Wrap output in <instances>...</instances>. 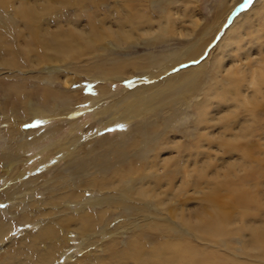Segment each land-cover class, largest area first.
I'll return each mask as SVG.
<instances>
[{
	"label": "bare ground",
	"instance_id": "6f19581e",
	"mask_svg": "<svg viewBox=\"0 0 264 264\" xmlns=\"http://www.w3.org/2000/svg\"><path fill=\"white\" fill-rule=\"evenodd\" d=\"M86 1L88 0H16V2L0 0L2 8L7 9L11 6L14 12L13 16L9 17L0 15V67L10 70L21 69V58L27 61L31 68L42 65L40 68L44 71V76H34V79H37V86L31 90V95L36 96L39 101V105H33L34 107L31 104L32 97L25 95L28 90L23 80L11 82L0 79L1 91L5 98L0 104L3 113L10 115L14 113L15 108H20L25 116L48 117L46 122L57 116L66 117L73 107L77 106L73 102L74 95L66 88V84L71 81L65 78L61 82L62 87L57 88L55 80L58 77L55 76L53 69L59 70L56 66L63 65L61 63L66 59L75 60L91 56L97 49H104L106 47L104 43L117 46L126 44L124 46L127 47L145 38L148 39L147 45L152 46L155 44L153 39L160 35L163 41H168L174 36L183 47L159 55L150 51L140 55H124L126 58L91 65L93 70L97 69L100 72L99 80L102 84L138 72L137 76L131 79L135 85L128 91L125 90L124 94L122 92L123 95L121 93L110 95L112 91H109L107 85H97L89 97V102L94 103L92 117L99 122L100 116L106 114L108 118L105 122L108 124L129 122L141 117V120H136L133 130L141 136L142 141L132 138L130 141L110 143L101 138L97 148L82 152L81 148L76 150V147L78 148L76 142L81 133H75V121L70 122V128L63 139H49V143L44 146L38 144L42 140L41 137L29 136L33 130L23 133L18 128L7 127L9 137L7 150L0 151V163L5 167L2 173L5 174V180L11 178L14 173L18 174L5 184L3 191L5 199L0 198V201L4 199L11 203L9 212L19 207V201L25 198L20 190L21 185L20 188L17 187L25 172L18 170L20 167L17 162L22 159L21 155L25 154L28 146H36L42 150L54 147L53 152L59 154L57 161L66 160L65 165L58 168L49 180L45 179L42 182L55 193V196L50 194L44 203L54 207L41 214V217L47 220L41 223L33 215L30 217L28 212L16 215L20 223L37 219L36 222L41 226L30 241L23 244L29 247V252L27 250L24 253V247H19V255L12 258L11 264H50L52 252L57 248L56 244L67 237L66 229H74L88 242H94L96 240L93 234H96L95 227L98 225L102 228L101 231L106 233L115 232L122 227L134 232L133 240L128 241L125 250L122 251L113 248L115 239L111 238L110 247H107L108 257L105 258L112 264H264V54L260 59L251 60V49L247 48L242 52L240 46L241 42L244 45L249 42L251 46H259L264 42L263 37L260 39V35L252 33L251 30L252 28L256 30L257 25L262 26L260 18L264 0H257L263 7L256 6V2L248 11L242 13L240 15L242 21L240 17L232 21L226 30V39L220 40L223 52L218 53L215 61L209 66H216L218 78L210 75L211 68L204 62L195 66L181 65L175 73L168 71L176 69L178 64L196 59L205 45L213 39L218 25L214 19V23L201 33L204 25L200 26L201 18L195 12L192 0H121L126 14L115 19V27L107 21L97 22L91 18L87 28L74 22L72 24L68 22L70 24L65 27L59 20L54 28L45 23L49 16L56 14L60 6L73 3L83 5ZM178 1L179 3L174 5ZM151 8L160 13L159 18L155 19L153 11H149ZM226 8L223 11L221 9L222 14ZM237 43L239 47L235 48L234 45ZM227 58H230L229 62ZM254 65H257L256 70ZM221 73L224 75H220ZM203 75L210 81L217 79L218 88L213 89L211 85L202 83ZM246 82L254 88L249 94L250 108H247V102L243 97ZM207 89H210L209 95L216 102V109L214 108L216 112L210 116L209 103L194 102L193 117L198 132L193 139V147L174 144L178 153L186 150V155L179 154L176 158L179 160L184 157V160L191 164V168L187 169L189 174L194 173L198 180L203 178L206 181L202 205L195 210L192 208L193 212H189L188 216L182 213L184 209H180L178 213L179 205H172L173 208L170 207L169 210L173 217H170L166 212L169 199L172 198L169 190L158 191L162 189L161 179L151 180L156 177L154 170L158 164L159 152L164 149L161 144L166 141L167 128L181 115L182 107L191 106L187 104L186 93L202 90L205 96V92L208 93ZM106 95L111 96V100L108 105L102 106L100 101ZM221 102L226 104V107L221 108ZM241 108H244L243 116L239 115ZM159 112L161 116H165L166 122L159 123L162 119ZM147 114L148 118H143V115ZM217 125L221 133L216 138L213 129ZM21 134L23 137L17 142L15 139ZM243 140L244 143H241ZM105 143L108 146L104 147ZM206 143L208 150L213 143H217L228 153L237 152L238 159L227 161L222 175L218 174L220 166L209 152L205 153ZM99 147L101 148L98 150ZM66 149L70 150L63 152ZM67 157L71 158L66 159ZM169 161L171 160L161 159L160 163L166 165ZM172 163L178 164L174 161ZM37 178L38 176L28 177L26 182L38 185ZM166 181L167 186L171 187L172 181L169 176L166 177ZM184 181L178 187L181 191L185 185ZM81 187L90 191L96 190L99 195L91 200H84L83 195L79 193ZM28 204L34 206V203ZM64 204L66 207H63ZM73 204L77 205L75 214L69 212V207ZM89 205L97 206V210L94 213L90 212L87 209ZM152 208L160 211L158 214L152 213ZM138 209L143 212L140 222L133 219L135 210ZM108 212L119 214L113 229H110L112 221L106 215ZM9 229V225L0 219V241ZM141 230L144 232H140ZM152 230L164 235V240L156 241L151 235ZM190 230L199 239L215 245L227 244L233 237L240 238L247 250L248 259H238L218 249L207 248L208 246L198 247L186 239L185 232L190 233ZM141 235L147 241L151 243L153 241L151 247L146 248L145 244H142L139 238ZM40 243L48 245L49 250L41 252L38 247ZM5 263L0 260V264Z\"/></svg>",
	"mask_w": 264,
	"mask_h": 264
},
{
	"label": "rangeland",
	"instance_id": "374dc122",
	"mask_svg": "<svg viewBox=\"0 0 264 264\" xmlns=\"http://www.w3.org/2000/svg\"><path fill=\"white\" fill-rule=\"evenodd\" d=\"M13 1L16 2V0H13ZM256 2L257 0H192V4L194 6L195 12L201 18L200 26L204 25L203 29L201 30V33L205 30L207 26H211V24L214 23V19L216 20V24L218 25L215 29L213 39L210 40L205 45L202 52L196 59L190 60L183 64H178L176 66L177 67L176 69L172 68L168 70L169 73L177 72V70H179L178 67L181 65L185 67H187L189 64L190 66H195L197 64L200 65L203 62L205 63L207 67L212 65L213 61H215V56H217L218 53L223 52L222 51L223 47L220 46V43L221 41L226 39V30L228 29L232 21H234L238 17H240V20L242 21L241 19L242 17L240 15L248 11V9ZM178 3L179 1L177 3L175 2L174 5ZM259 4L260 3L258 1L256 3V6L263 7L262 4L261 5ZM13 5L15 6V4ZM174 5L172 6V8L174 7ZM172 8L170 6V9ZM225 8L226 10L222 14L223 9ZM149 11H153V8H151ZM219 11L221 12L215 17V15ZM152 13L155 16V19L159 18V14H160L159 12L157 13V11H153ZM13 14L14 12L11 6H9L7 9H4L0 6L1 16L9 17V16H13ZM123 14H126V9L121 5V0H88L83 5H78V4L73 3L70 5L60 6L56 14L49 16L48 20H46L45 23L51 26L52 28H54L55 25L57 24V20H59L60 23L65 27H67L70 23L72 24V22H74V23H77L79 26L87 28L89 20L91 18L92 20H95L97 22L107 21L108 24L115 27L116 25L115 19L118 16H122ZM107 18H109V20ZM260 20L262 21V26L257 25L258 27H255L256 30H254V28H252L251 30H252V33L259 34L260 39H262V37L264 38V9L262 11ZM0 22H1V18H0ZM162 39H163L162 36L157 35V37L153 39V41H155V44L152 46L147 45L148 39H145V38L140 39L139 43L136 42L134 44H129L127 47H125L126 44H123L122 46L121 45L117 46L115 44L107 45L106 43H104V46L106 45V47H104V49H97L99 51L96 50L94 53L95 55L94 54H92L93 56L91 55L92 57L84 56V57H81L75 60L66 59L65 62L61 63L63 65L58 64V66H56V67H59V70H55L51 68L53 69L55 76L59 78L55 80V83H56L55 85L57 86V88L62 87L61 82H63V79L67 78L69 81H71L70 83L66 84L67 86L66 88H68V91L74 95L73 102H75L74 105H77L74 107H76L77 109L73 107L71 112L68 113L66 117L57 116L55 117V119L53 118L52 120L48 122H46L48 120V117L25 116L23 110L20 108H15L14 113L13 114L11 113L10 115H8V113H3L0 110V151L7 150L6 145L7 143H9L8 142L9 137L6 132L7 127L18 128L22 130L23 133H25L28 130H33L32 134H29V136L36 135L37 138L41 137L42 140L39 141L38 144L40 146H44L47 143H49L50 140L63 139L67 135V132L71 125L70 123L71 121H75V128H74L75 133L76 132H78L79 134L81 133V136L78 139V142H76V145L78 146V148L76 147V150H79V148H81L80 150L82 152H86L85 150H89L92 148H97L98 142H100L101 138H104L103 141H109L110 143H116L122 140L130 141L132 140V138H138L142 141L141 136L139 134H136L135 131L133 130L136 120H139V119L141 120V117L132 119L129 122L121 121L116 124L115 123L108 124L105 122L108 118L107 117L108 114H106V115L100 116V118L98 119L100 120L99 122L94 117H92L93 113L91 112L94 111L95 105L94 103L91 104V102H89L90 101L89 97L93 94L94 88L97 85H104V84L107 85V88L109 89V91H112L110 95H113L114 93L122 94V92L124 94L125 90L128 91L135 85V82H133L131 79L137 76L138 72L137 73L133 72V74H131L130 76L124 75L122 79L119 78L118 80H113V82L108 81V83L103 82L104 84H102L99 80V75H101L100 72L97 69L93 70L91 65L108 63V62H112L118 59H122L123 57L126 58L125 56H129L131 54L140 55L148 51L153 52L155 55H159L163 52L166 53L167 51L171 49H180L181 46L183 47V45H180L178 39H176L174 36H171V39L168 41H163ZM262 42L263 40L261 41V43ZM234 46L235 48L239 47V44L237 43ZM240 46L242 48L241 49L242 52H244V49H247V48L251 49L250 51L251 60L255 58L260 59L262 54H264L263 53L264 52V42L260 44L259 46L258 45L251 46L249 42L246 43V45H244V43L241 42ZM226 48L227 46L225 47L224 51H226ZM102 56H104V58H102ZM229 60L230 58H227L228 62ZM20 63L22 67L21 69H18V70L16 69L10 70V69H6L5 67L4 68L0 67V79L3 78V79H6L5 81L8 80L11 82L23 80L26 83V90H28L26 91L25 95H30L33 98V99L31 98V102H33L31 103L32 106L39 105L38 103L39 101L37 100L36 96L31 95V92L37 86V83H36L37 79L35 80L34 76H38V75L44 76V73H43L44 71L42 70V68H40L42 65L40 66L31 65L32 66L31 68L28 65L29 63L27 61L25 62L21 58H20ZM244 64H246L245 60H244ZM256 66L257 65L253 66L255 70L257 69ZM209 68H211L210 75L216 76L218 78L217 72H216V66H211ZM220 75H224V73H221ZM202 78H203L202 83L204 84L206 83L208 86L211 85L213 89L218 88L217 79L214 78L212 81H210L206 77V75H203ZM137 82L139 83V81ZM1 89L2 88L0 87V104L5 99L3 96L4 94L1 91ZM253 89L254 88L251 86L250 83L248 82L244 83L243 97L245 101L247 102V108L251 107V103L249 102V94L253 92ZM209 93H210V89L208 90V93L205 92V96L202 90H196L192 93L191 92L186 93L187 104L191 106L188 108L185 106L182 107L181 115L178 117L177 121L175 120L170 125V127L167 128L166 137H165L166 141L162 142L161 144V146L164 147V149H161L159 152L160 155L158 159V164L156 165V169L154 168L155 169L154 175H156V177L152 178L151 180L153 181L154 179L155 180L161 179L162 183L160 182L161 183L160 188L162 189L158 191L162 192V191L169 190L168 193L171 194L172 198L169 199V203L166 207V209L168 208L169 212L168 211L166 212L169 214L170 217H173V215L171 214V211L169 210L173 208L172 205H175V204L179 205L178 208L179 207L180 208L178 210V213L180 209L181 210L184 209L182 210L184 211L182 213H185L187 216L190 214L189 212H193V210L198 208L199 205H202L201 202H202V198H203V194H204V190L206 186L205 185L206 181L203 178L198 180V178H196L194 173L189 174L188 170L191 168V164L190 163L188 164L184 160V157H182L183 160L181 158L177 160L176 158L177 156H179V154L180 155L182 154L183 156L186 155L187 152L185 150L181 153H178V149L174 147V144H177V143L186 144L190 148L193 147L192 146L193 139L198 132L197 130L198 128H197V125H195L194 123L193 116L195 115V111L192 105H194L197 101H200V102L206 101L211 106V109L208 111L209 112L208 114L210 116L214 114L216 112V111L214 112V108L216 109V102H214L213 97L209 95ZM120 95H118L117 98H119ZM22 97L23 95H21V98ZM110 100H111V96L107 97L106 95L103 97L100 103L102 106H106L108 105ZM220 104H221L220 105L221 108L226 107V104L222 102ZM212 108H213V111H212ZM43 111L44 113H46L45 110ZM239 111H238L240 113L239 115L243 116L244 108H241ZM47 114L53 115V113L51 112H47ZM158 114H160V112ZM148 116H149L148 114L143 115V118H148ZM159 116L162 117L159 123H162V121L166 122V119H164L165 116H161V114ZM219 130L220 129L218 125L213 129L214 137L217 138V136L221 133V131ZM22 137H23V134L18 136L15 140L18 142V140L22 139ZM15 140L13 139V141ZM241 143H244V140L241 141ZM106 146H108L107 143H105L104 147ZM204 147H205L204 149H207L208 147L207 143L205 144ZM53 148L54 147L49 148V150L48 149L42 150L41 148H37L36 146L34 147L28 146L25 151V154L21 155L22 159L17 162V165H19L20 167L18 168V170H23L25 174L18 181L19 184L17 185V187L20 188V185H21L20 190L22 194L25 195V198L24 200L19 201V207L14 209L13 212H9L11 203H9L8 200H4L6 195L5 193H3V191L5 189L4 187L5 184L8 183V181L13 180L15 177H17L18 174L14 173L13 176H10L11 178H7L5 180L4 178L5 174L2 173V170H4L5 167H3V164L0 163V198H4L3 201H0V219L6 222L10 227L7 234L4 235V237L2 238V241H0V260L2 259V263L6 262L7 264L9 263L11 264V262H13L12 258L14 256L17 257L19 255V251H18L19 247L20 248L24 247L23 248V251L25 250L24 253L27 250L29 252L30 250L29 247L23 244L30 241L32 236L37 233L39 227L41 226V224L38 225V223L36 222L37 219L33 220L32 222L20 223L19 220L16 219V215H21V214L28 212L30 217H32L33 215L34 218H38L40 222L43 223V221L47 220V218L41 217V214L47 211L49 208L50 209L54 208L52 205L44 204L49 199L50 194L52 196H55V193H53L50 190V188H46L42 182H44L45 179L49 180V178L52 177L53 173L58 168H61L62 166L65 165L66 160L63 159V160L57 161V157L59 154L54 153ZM100 148L101 147H99L98 150ZM69 150L67 149L65 151L63 150V152L66 153V151H69ZM208 152L215 158L214 159L215 162L218 163V165L220 166V168L218 167L219 170H217V172L218 174H221V175L224 172L226 162L232 161L233 159H238V155H239V153L237 152L228 153L225 150V148H223L222 146H219L217 143H213L210 149L209 150L207 149L205 153H208ZM149 154H151V152ZM70 158L71 157H67L66 159H70ZM135 159H138V158H135ZM161 159H166V160H171V161H169V163L165 165L163 163H160ZM173 161L177 162L178 164L172 163ZM191 163H193V160H191ZM138 164H141V163H138ZM168 172L169 174H166ZM159 175L160 176L162 175L163 177L160 178ZM35 176H38L37 181H36L38 185L28 184L26 182V179L28 177H35ZM168 176L170 177L172 181L171 187L167 186L166 177ZM183 181L185 182L184 183L185 185H183L182 191H181V189L178 187H180ZM202 181H203V184H202ZM198 182L200 183L197 185ZM163 186L165 188H163ZM79 193L83 195L84 200H91L92 198L99 195V192L96 190L90 191V189L88 188L83 189L82 187L80 188ZM61 194H62V191L59 192V195ZM29 202L30 204L34 203V206H30L28 204ZM63 207H66V205L64 204ZM158 208L160 209V207ZM76 209H77V205L73 204L69 207V212H71V214H75V212H77ZM87 209L90 212L94 213L97 210V206L89 205ZM137 211L135 210L133 219L135 221L140 222L141 221L140 216L143 214V212L141 209H138ZM151 211L152 213L158 214L160 210L158 209L155 210L152 208ZM106 215L110 217V220L112 221L110 225V229H113V225L118 220L119 214L108 212ZM192 216L194 218L196 217L193 213H192ZM170 219H168V221ZM50 222L52 223L53 220H51ZM95 229L97 231H95L96 234H93V236L95 237L94 239L96 240L94 242H88L81 235L77 234L74 229H70V230L69 228L68 230L66 229L65 230L66 232L65 231L64 232L66 233L67 237L62 239L61 241H58V244H56L57 248L52 252L50 264H112L111 262L109 263L110 260H107V258H105V257H108L107 247L108 248L110 247L109 244H111V238L115 239L114 240L115 245L113 246V248L117 249V251H122V250H125L127 243H129L128 241H130L132 239V236L134 235V232H132V230L126 227L124 228L122 227L115 232L108 231L107 233L102 232L101 231L102 228L99 225L96 226ZM152 231L153 232H151V235L154 237V239L156 238V241L164 240L163 239V237H165L164 235L158 232H155V230H152ZM140 232L143 233L144 231L141 230ZM147 232L148 231H146V233ZM189 232L190 233L185 232L186 239H188L189 241H191L198 247L208 246L207 248L218 249L220 252L226 253L238 259L239 258L243 260L248 259L247 250L244 248V243L242 240H240V238L237 239L236 237H233L228 240L229 242H227V244L220 243L218 245H215L214 243H209L208 241L199 239L193 234V232H191V230ZM142 237H139L142 244H145L146 248L151 247V245L153 244V241L151 243L150 241H147L144 236ZM147 245L149 246L147 247ZM38 247L41 252L44 250H49L48 245L45 246V245H42L41 243L39 244ZM99 259H102V260L99 261Z\"/></svg>",
	"mask_w": 264,
	"mask_h": 264
}]
</instances>
